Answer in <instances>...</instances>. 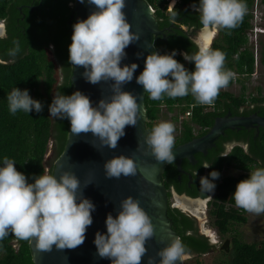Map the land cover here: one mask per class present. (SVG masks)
Here are the masks:
<instances>
[{
    "label": "clouds",
    "instance_id": "9594fccd",
    "mask_svg": "<svg viewBox=\"0 0 264 264\" xmlns=\"http://www.w3.org/2000/svg\"><path fill=\"white\" fill-rule=\"evenodd\" d=\"M84 3V0H80ZM95 10L87 19L73 24L72 43L69 45V62L83 67L84 79L93 84L111 81V95L102 98L93 106L90 98L77 90L71 95L56 92L49 106L50 116L70 121L71 133H91L102 146L118 147L126 126H136L140 119L138 97L124 91L123 86L134 78L138 65L121 66L126 57L125 49L140 39L139 33L131 31L124 11L126 0H87ZM192 7L199 15L200 32L209 29H234L242 23L246 4L242 0H199ZM8 55L15 58L20 51L19 41ZM195 53L184 52L186 61L195 65L189 71L175 59L177 52L160 54L153 51L147 55L144 70L136 77L153 100L164 95L170 98L191 94L197 103L212 105L220 90L227 88L236 78L231 70H225V53L209 46L197 45ZM142 55V54H138ZM11 114L18 111L40 113L43 104L31 97L29 90L14 87L7 94ZM175 126L168 121L156 124L144 137L139 148L147 145L158 162L172 164L175 161ZM95 146V144L93 143ZM16 162L7 156L0 162V240L10 234L18 240L35 244L41 252L75 249L82 245L86 230L93 223L94 203L83 196V186L78 176L70 170L56 175L34 176V183L15 167ZM204 167H210L205 164ZM107 178L135 176L136 161L127 155L114 156L104 163ZM211 180L200 178L201 190L214 192V180L220 173L212 171ZM236 207L260 216L264 213V167L250 170V176L236 185L232 196ZM106 233L97 232L94 244L100 258L111 264H141L146 255V242L155 236L152 218L141 206L140 200L128 196L120 201L118 214L106 218ZM163 243V240L160 241ZM185 247L179 237H174L156 256H150L148 264H177L183 261ZM156 257H159L157 261Z\"/></svg>",
    "mask_w": 264,
    "mask_h": 264
},
{
    "label": "trees",
    "instance_id": "16d2710c",
    "mask_svg": "<svg viewBox=\"0 0 264 264\" xmlns=\"http://www.w3.org/2000/svg\"><path fill=\"white\" fill-rule=\"evenodd\" d=\"M153 9V16L162 34L153 36L154 51L160 54L177 52L175 59L184 64L189 71L195 70L192 62L186 61L182 53H195L198 48L191 39L192 32L202 26L193 4L196 0H181L171 11H167L164 0H144ZM38 2V1H37ZM75 0H44L38 12L32 14L25 8L23 20L17 14L16 5L27 3L21 0H1L0 19L7 16L5 35L0 37V162L4 157L13 159L18 171L25 174L29 183H34V176L47 172L53 174L55 161L62 154L69 132V120L55 119L50 116L49 106L56 92L71 95L75 92L71 80L72 65L69 62V45L72 43V25L74 19L66 23L71 13L74 14ZM247 10L242 23L234 29L218 28V35L210 48L221 50L226 55L224 68L236 74L229 82L240 84V91L235 94L221 89L212 105H201L189 94L185 97L170 98L164 95L153 100L145 90L144 106L146 128L150 131L156 124L160 112L165 107L169 112L179 109L180 113L190 111V115L180 121L181 129L175 137V146L203 135L213 124L215 118L227 115L264 116V87L256 85V92H248L246 80L256 70V61L264 67V40L251 39L253 33L254 0H242ZM10 3L7 14L6 5ZM264 11V0H258ZM73 11V12H72ZM15 13L17 19L10 14ZM165 37V41L162 38ZM19 41L20 51L15 58L8 55L14 47L13 41ZM27 89L31 97L43 104L40 113L18 111L11 114L8 108L7 94L14 88ZM181 107V108H180ZM178 119V115L174 117ZM241 127L226 129L207 150V156L197 153L196 165L192 166L183 159L180 167L185 170L202 171L201 163L206 161L210 167L205 170V177L212 179L210 173L218 171L220 177L214 180L216 188L210 201L212 224L220 236L231 239L228 254H223L215 264H264V238L257 242H246L232 229L234 224L247 222L246 211L236 207L232 198L239 181L250 176V170L264 167V127ZM234 142L225 153V144ZM2 166V165H0ZM234 168L240 173L224 174V170ZM176 162L167 164L162 179L176 183ZM183 185L177 186V192L184 191L189 197H206L211 192L186 187L187 174H181ZM195 183L200 184L199 176L192 174ZM164 181L167 190L168 184ZM196 186V185H195ZM169 195V194H168ZM167 216L171 227L182 240L185 251L206 253L215 246L206 237L196 232V221L185 212L168 204ZM264 216V213H263ZM198 262V260H195ZM0 264H34L30 242L18 240L10 234L0 240Z\"/></svg>",
    "mask_w": 264,
    "mask_h": 264
},
{
    "label": "water",
    "instance_id": "95a60500",
    "mask_svg": "<svg viewBox=\"0 0 264 264\" xmlns=\"http://www.w3.org/2000/svg\"><path fill=\"white\" fill-rule=\"evenodd\" d=\"M126 5L124 11L128 22L132 25L131 31L139 33L140 39L125 49L127 55L122 60L121 66L136 63L138 68L134 73L133 80L125 84L123 90L138 97L140 119L136 126H126V134L118 141L116 149L102 146L100 141L94 138L91 133L80 134L79 136L72 134L71 125L69 124L67 142L62 154L55 161L52 175L59 178L63 171L70 170L78 176L82 186L91 181L86 187H82V191L83 196L90 199L95 205V211L92 212L93 223L86 230L84 243L74 250L65 249L60 251L53 246L51 252H41L35 248L34 243H30L34 264H111L110 259L98 256L94 244L95 234L98 231L101 233L107 232L105 223L107 215L111 213L116 216L120 201L128 196L140 200L141 206L150 215L155 226V236L146 242L147 253L142 257L141 264H148L150 256H156V253L167 246L172 238L179 237L172 229L167 216V191L162 182V173L168 163L158 162L148 150L147 145H144L143 148L138 147L147 135V128L144 106L145 89L142 85L137 84L136 77L144 70L147 55L154 51L153 36L162 34L164 29H169L164 28L162 31L158 29L153 13L144 0H126ZM27 7L30 8V12L32 8H35ZM94 10L95 6L90 5L87 0H84V3L75 0L74 14L71 13L66 23L69 24L72 19H74L73 24L80 19H87ZM162 38L165 41L164 35H162ZM72 68L71 80L75 91L79 90L87 95L93 106H96L105 96L111 95V81L93 85L84 79L82 75L84 72L83 67L72 65ZM259 126L264 127V116L255 113L249 116H230L228 112L225 116L215 118L212 126L203 135L174 146V162H176L177 170L185 173L180 167L181 160L187 159L189 164H194V154H206L207 150L214 146L215 140L226 129L236 128L237 130L241 127H255L256 136ZM118 155H127L136 161L138 166L137 175L121 176L119 179L106 177L104 163ZM187 175V186L189 187L190 176ZM187 201L196 202L195 199H188ZM161 240H163V243L160 242ZM227 246L228 239L224 241L222 249L226 250ZM156 259L158 261L159 257H156ZM177 264H182V262L177 261Z\"/></svg>",
    "mask_w": 264,
    "mask_h": 264
},
{
    "label": "rangeland",
    "instance_id": "374dc122",
    "mask_svg": "<svg viewBox=\"0 0 264 264\" xmlns=\"http://www.w3.org/2000/svg\"><path fill=\"white\" fill-rule=\"evenodd\" d=\"M253 13H257V17L255 16V23H257V28H255L253 31L257 32L256 34V39L257 40H264V11L260 6L258 5V0H254V4L252 7ZM261 28V30H259ZM201 29V28H200ZM200 29L196 31L195 34L191 35V37L194 39V41L197 44L200 45H205V43H202V34L200 32ZM258 30L260 32H258ZM207 31V30H206ZM205 32V31H204ZM210 35V41L207 45L205 46H211L212 41L217 37L218 31L216 29H209L207 31ZM255 39V40H256ZM246 85L248 87V92L255 93L256 92V85H261L264 87V67L259 64V62L256 61V70L254 72V75L246 80ZM225 90H229L235 94H237L240 91V84L239 83H233L231 86L224 88ZM178 115V119L175 120L174 117ZM186 119V118H185ZM183 120V119H182ZM161 121H168L174 124L175 126V137L179 134V131L181 129V124L180 121L181 119L179 118V113L178 109L174 110L172 112H169L165 107L162 108L159 118L157 122ZM240 173L239 170H236L234 168H228L227 170H224V174H234L237 175ZM182 205L183 208L192 211V213L197 217L196 219L198 220L200 224V229L207 235H209L212 241L216 242L215 244H221L224 243L226 239H228V246H231V239L227 236H220L217 229L214 227L212 224V219L209 218L207 212H206V205L204 200L202 201H197L192 205H187L185 202H183ZM194 211H193V209ZM247 217V222L244 224H234L232 225V229L235 230L239 234V237L246 241V242H259L263 240L264 238V216L263 213L260 216H257L252 213H245ZM217 247V246H216ZM220 254L217 253H211L209 255H204L201 256L200 259L205 262V264H215L217 262L218 258L220 257ZM195 261L193 259H189L185 264H194Z\"/></svg>",
    "mask_w": 264,
    "mask_h": 264
},
{
    "label": "flooded vegetation",
    "instance_id": "af4514ba",
    "mask_svg": "<svg viewBox=\"0 0 264 264\" xmlns=\"http://www.w3.org/2000/svg\"><path fill=\"white\" fill-rule=\"evenodd\" d=\"M22 1H26L27 3H21V4H19V5H16L15 6V8L17 9V14L19 15V18L21 19V20H23L24 19V17L26 16V12L24 11V9L25 8H28L29 9V11H30V8L29 7H27V6H31V7H35V8H32V10H31V13L32 14H34V13H36V12H38V10H39V7L43 4V1L44 0H21V2ZM38 1V2H37ZM40 3V4H39ZM0 4H1V0H0ZM39 4V5H38ZM37 6V7H36ZM9 7H10V3H7V5H6V12H7V14L10 12V9H9ZM1 8V7H0ZM19 8H20V13H19ZM9 15V14H8ZM7 15V16H8ZM7 16L6 17H4V18H1L0 19V37H2V36H4L5 35V32H6V23L8 22V18H7ZM12 16H14V18H18L17 17V15L15 14V13H11L10 14V18H11V20L13 19V17ZM217 31H218V29H216ZM196 31L197 30H195V32L193 33L192 32V34H190V35H193V34H195L196 33ZM218 35V34H217ZM191 39L194 41V39L191 37ZM195 42V41H194ZM213 42V41H212ZM196 43V42H195ZM196 45H198L197 43H196ZM234 145V142H231V143H226L225 144V153H227L231 148H232V146ZM197 154V153H196ZM196 154H194V156L196 155ZM203 155V154H202ZM204 157L205 156H207V152H206V154H204L203 155ZM195 158V157H194ZM182 161H183V159L181 160V163H182ZM181 163H180V165H181ZM196 163H197V160L195 159V163L194 164H191L192 166H194V165H196ZM205 164H208L206 161H204V162H202L201 163V167L203 168V170L202 171H199L198 169H192V170H185V169H181L182 171H184L185 173H187V174H189V176H190V182H189V187L187 186V183H188V179L185 181V185H186V187H188V188H191V189H198L199 188V185L200 184H198V183H195L194 182V180L192 179V174L193 175H198L199 176V178H201V177H205V175H206V173H205V169H206V167H204V165ZM185 173H182V172H180V174H178L177 175V179H176V183H168V179H162V182L164 183V181L165 182H167L169 185H168V187H167V205L169 204L170 206H172V207H176V208H178V209H180L181 211H183V212H185L187 215H189V216H191L192 218H194L195 219V221H196V225H195V230H196V232L198 233V235H201V236H204V237H206L207 238V240H208V242L210 243V244H213L215 247L214 248H211L208 252H206V253H198V252H196V251H185V254H184V257H183V261H182V264H185L189 259H193L194 261L195 260H197V259H199L201 256H204V255H209V254H211V253H217V254H220V255H223V254H228L229 253V251H230V247L229 246H227V249L225 250L224 248L222 249V245H223V243H222V245L221 244H215L216 242H214V241H212L211 240V238H209L210 236L209 235H207V234H205L201 229H200V224H199V222H198V220L196 219L197 217L192 213V211H189V210H187V209H185V208H183L182 207V205H183V202H187V200L188 199H195L196 200V203H197V201H202V200H204V202H205V205H206V212H207V214H208V216H209V218H211V216H210V208H211V205H210V201H211V199H212V196H213V193L211 192V193H209L206 197H189L184 191H181V192H177V186L178 187H181L182 185H183V179L181 178V174H184L185 175ZM188 176V175H187ZM196 185V186H195ZM169 194V195H168ZM185 200V201H184ZM195 203V202H194ZM187 205H189L188 203H186ZM191 205V204H190ZM193 211H194V209H193ZM227 240V239H226ZM217 246V247H216Z\"/></svg>",
    "mask_w": 264,
    "mask_h": 264
},
{
    "label": "built area",
    "instance_id": "2783aa9c",
    "mask_svg": "<svg viewBox=\"0 0 264 264\" xmlns=\"http://www.w3.org/2000/svg\"><path fill=\"white\" fill-rule=\"evenodd\" d=\"M196 1H197V3H199V0H196ZM179 3H181V0H164V6H165V8H166L167 11H171ZM149 8H150L151 12L153 13L154 12V9L150 5H149ZM253 16H254L253 17V20H255L254 18H255V16L257 17V13L254 12L253 13ZM257 27H258L257 26V23H255V21H254L253 30L255 28H257ZM259 30H261V28H259ZM259 30H258V32H260ZM256 34H257V32L253 31V33L251 34V39H254L255 40L256 39ZM178 113H179V118L181 120L187 118L190 115V111L189 110H185L183 113H180V111L178 109ZM197 260L199 261V263L198 262H195L194 264H205V262H203L202 259L199 258Z\"/></svg>",
    "mask_w": 264,
    "mask_h": 264
},
{
    "label": "bare ground",
    "instance_id": "6f19581e",
    "mask_svg": "<svg viewBox=\"0 0 264 264\" xmlns=\"http://www.w3.org/2000/svg\"><path fill=\"white\" fill-rule=\"evenodd\" d=\"M208 31V30H207ZM207 31H205V32H203V34H202V43L204 44L205 43V45H207L208 43H209V41H210V35H209V33H207ZM185 201V200H184ZM186 203H188L189 205L191 204L192 205V203L193 202H190V201H187ZM194 204V203H193ZM184 205V204H183ZM188 205V206H189ZM185 206V205H184ZM193 209V208H192Z\"/></svg>",
    "mask_w": 264,
    "mask_h": 264
}]
</instances>
